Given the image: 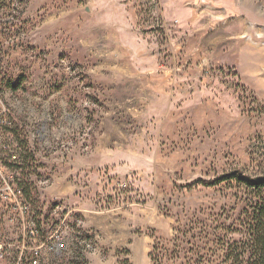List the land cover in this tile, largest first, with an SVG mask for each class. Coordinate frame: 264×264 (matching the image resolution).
<instances>
[{"label": "rangeland", "instance_id": "1", "mask_svg": "<svg viewBox=\"0 0 264 264\" xmlns=\"http://www.w3.org/2000/svg\"><path fill=\"white\" fill-rule=\"evenodd\" d=\"M196 1L0 0V264H253L264 0Z\"/></svg>", "mask_w": 264, "mask_h": 264}, {"label": "trees", "instance_id": "2", "mask_svg": "<svg viewBox=\"0 0 264 264\" xmlns=\"http://www.w3.org/2000/svg\"><path fill=\"white\" fill-rule=\"evenodd\" d=\"M235 179L239 183L253 189H264V177H255L234 172L224 178ZM248 232L251 250H247L244 255L253 264H264V198L263 202H257L251 213L248 214Z\"/></svg>", "mask_w": 264, "mask_h": 264}, {"label": "crops", "instance_id": "3", "mask_svg": "<svg viewBox=\"0 0 264 264\" xmlns=\"http://www.w3.org/2000/svg\"><path fill=\"white\" fill-rule=\"evenodd\" d=\"M195 1H196V0H195ZM206 2H207L208 4L205 5V8L202 9L201 11H202V12L210 13V14H212L213 17L217 18L218 15H217L216 13H214V12L216 11V9L219 10V8H216V6L218 5V0H206ZM196 3H198V2L196 1ZM198 4L203 5V4H201L200 2H199ZM195 8H196V7H193L192 5L187 6V7L185 8V11L183 10V11H184L183 13H185V12L188 11L189 9H190V10H196ZM181 11H182V9H181ZM220 11H221V9H220ZM222 16H224V15H222ZM211 21H213V20H211Z\"/></svg>", "mask_w": 264, "mask_h": 264}, {"label": "built area", "instance_id": "4", "mask_svg": "<svg viewBox=\"0 0 264 264\" xmlns=\"http://www.w3.org/2000/svg\"><path fill=\"white\" fill-rule=\"evenodd\" d=\"M8 1H16V0H8ZM201 4H206V0H199ZM1 121V120H0ZM34 264H37V260L33 261Z\"/></svg>", "mask_w": 264, "mask_h": 264}]
</instances>
